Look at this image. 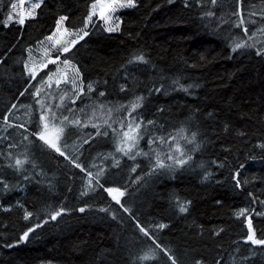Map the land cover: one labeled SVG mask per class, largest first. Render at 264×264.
<instances>
[{
  "label": "trees",
  "instance_id": "trees-1",
  "mask_svg": "<svg viewBox=\"0 0 264 264\" xmlns=\"http://www.w3.org/2000/svg\"><path fill=\"white\" fill-rule=\"evenodd\" d=\"M89 3L90 0H46L45 6L38 10L37 18L26 21L24 26L13 23L6 28L0 23V57L6 54L5 65L12 64L22 54L26 55L24 49L27 46L42 40L54 27L58 15L67 14L71 25H81ZM137 3L136 9L121 12L124 21L121 32H97L86 38V43L81 42L83 47L77 46L80 48L77 59L82 65L85 83L89 80L100 81L96 86L97 91L115 92L118 85L124 83L117 70L138 53L149 57L157 69H163L165 76H181V83L185 85L198 83L200 87L190 89L192 95L175 91L166 96L161 94L150 97L151 105L145 113V119L171 121L175 124L183 120L191 109H199L197 116L211 143L207 145L203 156L197 154V159L206 162L208 169L223 182V186L215 182H202L199 169L183 175L177 174L175 180H149L131 201L134 214L142 224L149 221L168 223L169 228L156 235L159 242L177 250L184 264H192L193 259L200 257H205L207 264H214L218 254L224 256L222 264H264V253L258 250L259 246H256L257 251L253 255L248 245L241 243L240 251L237 252L236 244L233 243L246 235L244 218H235L234 210L249 206L248 191L264 200V180L261 179L264 177V163L259 160L264 150L258 147L264 143V58L256 56L255 49L245 55L230 53V41L226 37L231 35L243 39L244 34L240 28L223 24L219 29L220 34H213L217 17L234 10L235 0H217V6L212 9L217 12V17L203 21L200 13L211 7L209 0H204V8L195 6L191 0L188 8L184 6V0H174L173 3H168V0H137ZM245 3L249 6L244 9L245 12L251 9L259 13L264 9V0H245ZM7 4L8 0H4L0 20L8 11ZM221 4L224 5L223 12L220 11ZM232 20L236 18L232 17ZM259 25V21L255 25L248 24L249 35ZM254 39L257 47L264 44V35L257 33ZM201 52L206 56L205 61H200L196 55ZM194 63L196 66L191 67ZM20 67L16 65L13 70L19 71ZM141 68L143 70L136 75L142 81H146L149 75H156L157 69L149 72L143 66ZM104 80L108 81L107 86L103 85ZM20 83L11 86L0 84V121L11 103H16L19 109L18 112L14 110L21 118L18 122L24 121V109L20 108V104L33 101L27 94L18 97L16 89ZM164 83L167 86L170 81L166 79ZM135 91L139 93L143 89L137 88ZM124 96V93H117L116 97L109 96V99ZM158 106H163L166 111L153 115ZM208 113L213 116L209 117ZM225 124L228 125L226 133L223 130ZM240 132L245 135H238ZM9 133L14 141L20 139L15 130L9 129ZM146 140L147 137L141 142L145 151ZM4 146V143H0V148ZM13 151L19 153L21 149ZM33 151L36 163L46 173L44 177H37L43 183H32L26 187L22 185L23 190L17 188L0 194V205H12L10 212L0 209V264H127L130 251L135 252L150 243L137 233L127 214L114 221L99 212L100 207H107L109 203H112L113 208L116 207L102 190L90 197L77 198L82 175L79 170L71 168L63 158L57 160L39 150ZM83 151L84 157L91 158L97 152L111 151V146L97 138L91 149L86 144ZM249 156H255L257 160L252 161L248 159ZM225 157L231 168L217 169L211 164V161H223ZM96 163H101V160L98 159ZM121 163L123 167L125 161ZM238 163L245 164L241 170V180L250 181L244 185L243 191L232 189L231 172L238 167ZM126 173L127 169L111 170L109 183L123 184ZM139 173L140 169L131 174L132 178ZM0 175L11 183L16 182L15 174L10 170L0 168ZM72 176L75 179H69ZM49 184L55 185L57 191L49 193ZM169 193L178 195L181 201H192L190 215L186 219L183 214L169 209ZM216 200H221L222 205H216ZM17 201L32 211L34 216L24 220V210L16 206ZM85 204L90 206L85 213L73 211L64 219L58 217L57 221L43 224L46 218L43 213L47 211L58 206L78 208ZM256 208L261 210L258 203ZM38 222L42 227L36 229L35 234H30V242H21L14 248L4 247L6 243L15 244L27 227ZM196 225L204 226L202 236L195 235ZM253 225L260 236V230H264V217L254 215ZM220 227L225 231L219 237L213 236L212 229ZM136 239L141 241L139 245L130 243ZM245 256L248 257L247 261L243 259Z\"/></svg>",
  "mask_w": 264,
  "mask_h": 264
},
{
  "label": "snow or ice",
  "instance_id": "snow-or-ice-1",
  "mask_svg": "<svg viewBox=\"0 0 264 264\" xmlns=\"http://www.w3.org/2000/svg\"><path fill=\"white\" fill-rule=\"evenodd\" d=\"M25 2L26 0H8V11L4 13L0 23L6 28L13 23L24 26L26 21L37 18L38 10L45 6L46 0H30L27 7L24 6ZM173 2L174 0H168V3ZM191 3L200 8L205 7L204 0H191ZM209 3L211 7L200 13L202 21L217 17V12L212 10L217 6V0H209ZM4 6V0H0V9ZM184 6L190 7V0H184ZM137 7V0H90L81 25H71L67 14L58 15L49 33L42 40L36 41L35 45H29L24 49L26 55L22 54L10 65H5L6 54L0 57V65L3 66L0 69V84L6 83L11 86L13 83L22 82L16 89L18 97L27 94L33 101L30 104H20V108L24 109L23 122H18L21 118L14 112V110L19 111L16 103H11L0 121L2 124L0 133H3L0 135V143L5 145L0 148V168L12 171L16 181L11 183L9 179L0 175V194H6L17 188L23 190L22 185L26 187L32 183L37 185L43 183L37 177H44L46 173L36 163L33 149L49 154L53 159L63 158L67 165L82 174L77 198L90 197L93 193L102 190L116 207L113 208L112 203H109L107 207H100L99 212L105 213L114 221L122 219L123 214H127L137 233L150 242L139 247L135 252L130 251L127 264H184L177 255V250L171 245L166 246L159 242L156 235L169 228V224L151 221L142 224L134 214L131 201L135 193L145 187L149 180L160 181L166 178L175 180L177 174L183 175L198 169L201 170L199 174L202 182H215L223 186V182L208 169L206 162L197 159V154L203 156L207 145L211 143L197 116L199 109H191L183 120L175 124L171 121L145 119V113L151 105L150 97L161 94L166 96L175 91L192 95L190 89L198 88L200 85L195 82L182 84L181 76H165L163 69H157L149 57L138 53L117 70L124 83L119 84L115 92L97 91L96 86L101 82L89 80L85 83V76L81 71L82 65L77 59L80 51L77 46L83 47L82 41L86 43V38L97 32H121L124 21L120 13L122 10ZM248 7L245 0H235L234 10L217 17L212 32L214 35H219V29L223 24L240 28L244 34L243 39L231 35L226 37L230 41L228 44L230 53L245 55L249 50L255 49V55L264 58V44L257 47V41L254 39L257 33L264 35V9L259 13L251 9L245 12L244 9ZM223 10L224 5L221 4L220 11ZM232 17L236 20L233 21ZM257 21L260 22L259 27L249 35L248 24L255 25ZM196 55L199 56L200 61L206 60L204 53H196ZM16 65L21 66L19 71L13 70ZM141 66L149 72L157 69L156 75H149L146 81L140 80L136 73L143 70ZM190 66L195 67L196 64ZM38 76L39 80H37ZM166 79L170 81L167 86L164 83ZM157 82H159L158 86ZM102 83L107 86L108 81L104 80ZM137 88H142L143 91L137 93L135 91ZM117 93H124L125 96L109 99V96L116 97ZM165 111L163 106H158L153 115ZM207 115L213 116L212 113ZM9 129L15 130L20 139L14 141ZM85 129L94 131L85 132ZM223 130L225 133L228 131L227 124L224 125ZM238 135L245 134L240 132ZM145 137H147V151L141 147ZM97 138L105 140L111 146V151L97 152L91 158L84 157L83 146L87 144L91 149ZM258 147L264 150V143H260ZM15 149L21 151L17 153L13 151ZM98 159L101 160L99 164L96 163ZM248 159L256 161L257 157L249 156ZM259 160L264 163V155L259 157ZM122 161H125L123 167ZM211 164L217 169L231 168L227 157L223 161L213 160ZM244 168V163H238V167L231 172L233 190L243 191L244 185L250 182L247 179L242 181L240 178L241 170ZM124 169H127L125 182L120 185L110 184L111 170ZM138 169L140 173L132 178L131 174L137 173ZM69 179H75V176ZM261 179L264 180V177ZM55 191H57L56 186L49 184L48 192ZM247 196L249 206L239 207L233 212L235 218H244L246 235L242 240L233 243L236 244L235 251L239 252L243 243L248 245L249 250L255 255L256 246H259L258 250L264 253V230H260L258 236V230L253 225L254 215L264 217V200L258 199L251 191L247 192ZM167 202L169 209L177 214H183L185 219L190 215L192 206L190 199L181 201L178 195L169 193ZM257 203L261 206V210H257ZM215 204L222 205V201L216 200ZM16 206L24 210V220L34 216V213L28 211L19 201L16 202ZM86 208L90 206L87 204L78 208L58 206L43 213L46 216L43 224L57 221L58 217L64 219L73 211L85 213ZM0 209L10 212L12 205L6 207L0 205ZM41 227L42 224L39 222L27 227L15 244L6 243L4 247L14 248L21 242H30V234H35L36 229ZM196 229L195 235L204 234L203 225H196ZM224 231L223 227L212 229V235L219 237ZM140 242L136 239L130 243L139 245ZM243 259L247 261L248 257L245 256ZM222 261L224 256L218 254L214 264H222ZM192 264H207L206 258H195Z\"/></svg>",
  "mask_w": 264,
  "mask_h": 264
},
{
  "label": "rangeland",
  "instance_id": "rangeland-1",
  "mask_svg": "<svg viewBox=\"0 0 264 264\" xmlns=\"http://www.w3.org/2000/svg\"><path fill=\"white\" fill-rule=\"evenodd\" d=\"M30 3V0H26V2H25V7H27L28 6V4ZM122 11H124V10H122ZM121 14V13H120Z\"/></svg>",
  "mask_w": 264,
  "mask_h": 264
}]
</instances>
